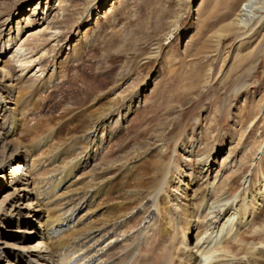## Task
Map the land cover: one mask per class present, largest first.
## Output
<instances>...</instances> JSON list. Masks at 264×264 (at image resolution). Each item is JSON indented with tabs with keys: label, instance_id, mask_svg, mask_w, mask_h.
I'll return each instance as SVG.
<instances>
[{
	"label": "rangeland",
	"instance_id": "1",
	"mask_svg": "<svg viewBox=\"0 0 264 264\" xmlns=\"http://www.w3.org/2000/svg\"><path fill=\"white\" fill-rule=\"evenodd\" d=\"M257 1L0 0L1 264H41L34 253H22L43 239L38 224L47 215L75 213L74 229L62 233L67 246L59 250L67 264H101L105 257L93 258L109 247L111 257L120 256L139 228L137 242L145 243L147 225L157 220L153 209L138 213L147 201L115 225L141 215L127 232L92 230L90 247L102 251L90 258H81L84 248L71 253L76 243L70 239L101 222L102 206L91 214L77 210L91 195L87 187L118 169L116 163L106 170L104 154L132 155L146 125L140 118L161 103L171 108L168 120L182 115L165 137L168 146L158 141L148 147L151 153L159 149L171 170L164 202L171 214L179 206L191 213L198 208L193 221L201 226L181 236L191 247L182 259L203 258L209 241L229 230L223 240L237 258L213 252L197 264H264V244H258L264 233H254L264 223V25L234 26L240 13L264 16L254 10ZM117 104L120 114L107 121L103 134L101 121L89 127V111ZM111 130L116 134L106 142ZM101 137L96 156L85 164L88 150H77L80 138L93 144ZM4 162L21 167V183ZM64 171L70 174L57 182Z\"/></svg>",
	"mask_w": 264,
	"mask_h": 264
},
{
	"label": "bare ground",
	"instance_id": "2",
	"mask_svg": "<svg viewBox=\"0 0 264 264\" xmlns=\"http://www.w3.org/2000/svg\"><path fill=\"white\" fill-rule=\"evenodd\" d=\"M257 3L258 6L254 8V10H257V12L259 13L262 10L264 11V0H261L260 3L257 1ZM241 15L243 14L241 13L238 14L237 19L235 20L234 26L236 27L237 31H239L242 27H245V29H247L249 26L252 25L253 22L256 23V25L257 24L264 25V16H259L258 17L259 20H257L258 18L254 19L253 17H256V15L259 14L256 15L252 14V16L243 17V18L241 17ZM254 20L255 21L257 20V22H255ZM239 23L241 25H239ZM79 57L80 55L77 56V59H80ZM236 89L237 88H234V90ZM161 104L154 106L153 109H150L146 112L145 116L140 118L142 123H146V125L143 126L142 130L139 131L136 135V137L137 136L140 137V140H135L132 143V150H133L132 155L127 157L120 156L119 158L116 157L114 158L110 151L109 153L107 152L106 154H104V161H106L105 164L107 165L106 170L113 169V165H115L116 163H118L117 165L118 169L115 171V173H111L112 175L107 174L108 177H105L102 180L103 182L101 181V184L99 183L100 185H96V184L89 185L86 190L90 191L91 195L85 196V199H83V203L80 205L81 207H79L77 210L79 211L80 208L81 209L84 208L86 214L88 213L91 214V212L96 211L95 208H97L98 206H102L101 208L102 213H100L101 222L94 225H90L91 223H89L87 225L88 227L86 228L88 233L86 235L84 234L79 235L78 240L76 241L74 240L78 236V233L74 231L76 232L77 235L75 237H71L70 240L73 241V243L70 245L72 246L74 245V243H76L75 244L76 246L74 247L71 253H74L75 251L84 248L86 252L83 254L81 258L83 257L90 258V255L92 253L98 254L99 251H102V248H100L98 251H94V249H92L93 247H90L91 240H89L88 234H91L92 230L100 232L101 234L104 232H108L112 230L116 231L120 229L122 233H125L128 231L129 228L135 227L136 224L139 223L138 221L142 219L141 215L153 209V212L151 213H153V215L155 214L157 215L156 216L157 220L153 221L155 223H153L152 226L147 225V227L149 228L147 229L151 231V234L148 235V237L145 239L146 240L145 243L137 242L138 236L141 235L143 232L142 228H139L136 231V233L133 234L131 239L129 238L130 239L128 240L129 246L127 245V247L123 249V252L121 253L120 256L111 257L108 251L112 247H109L106 251H103L101 255L98 256L96 255V257L94 256L95 258H93V262H95L98 259H102L103 256L105 257V261H103L101 264H197V263H201V261L203 263H207L209 261L208 256H210V253L213 252L216 254H221L225 256L229 255L231 257L237 258V256L233 253L234 247L231 244H226V240H223L224 237H228L229 234L231 233L229 230H226L223 236H217L214 241L213 239L209 241L212 250L211 249H210L211 251L207 250L204 253L203 258L199 259L197 257V259H187L185 261H184L185 258L182 259V256L185 252H188L189 255L191 254L190 253L191 247L189 243L185 241V239L184 240L181 239V236L184 235V233H186L187 236H190L191 232L194 231L193 228L197 230L200 229L201 226H195L193 221V218L195 216L197 217L198 208L195 210V213H191L188 211L187 207H184L183 209L180 208L179 206L180 210L178 211L177 208L176 209L177 211L175 212L176 214L175 213L171 214L172 210L169 207H167V205H165L164 202V200L165 201L167 200L166 197H168L167 195L168 188L166 187L169 184L168 182L169 179H166L165 175L167 173H170L171 170L168 169V161H165L163 159V156L161 154L162 152L160 153L159 149L157 151H154L153 153L148 152V147H150L151 143L158 141L159 142L163 141V144L168 146V142L170 143L171 139H167L165 137L167 136V134L171 133L175 128H177V126L180 125L182 121L181 120L182 115L178 116L176 120L175 119L168 120V116L170 115L169 113H171V108L169 106H163ZM127 107H126V111H127ZM120 108H121V104H117L113 106L103 105L102 110L100 112H97L95 110L89 111L86 114V120L89 127L95 121H101L100 132H102L103 134L104 128L108 124L107 121L110 118L112 119L113 115L117 116L118 114H120ZM160 115L165 116L164 119H162V117L159 118ZM12 117L14 120L16 119L15 115H12ZM72 126L76 127L75 124ZM154 127L155 129H153ZM114 131L111 130L107 133L106 142H108V140L116 134V130ZM94 132L96 133V131ZM102 137L97 141L95 140V142L93 141V144H91L88 138H85L83 140L82 138H80L81 142L78 144L77 150L80 151H84L85 149L88 150L87 153L85 151L84 153L85 155L83 156L85 164H88V161L92 160L93 157L96 156V153L93 152V148L97 149L98 145L104 142V140H102ZM1 140L2 139L0 138V142ZM172 140L175 139L172 138ZM82 142H83V147H82ZM5 145L6 144L4 141V143H2L1 148L5 149ZM142 155L144 156L141 157ZM121 160H123L124 162L121 163ZM206 162L207 159H205L203 162L199 164V167H201L198 168L199 172L203 171V167H205ZM4 163H6V165L9 168H11L12 172L14 171V175L17 176V182L20 180L19 182L21 183L23 181L21 177V167L15 166L14 168L9 166L10 165L9 162H4ZM1 164L2 165H0V167L2 166L3 168V162H1ZM124 164L127 165L125 167H122L123 169L120 170L121 169L120 167ZM63 173H65L63 175V180H58L57 182L60 183L64 181L70 174V172L67 173L65 171ZM178 182L181 183V181ZM131 183L132 185L130 186ZM96 199L101 200L97 205L94 204V201ZM144 201H147L145 205L146 206L145 210L143 209L144 211H142L141 209V211L138 212L141 213V215H139L136 219L135 217L129 218L128 221L127 222L125 221L124 224L121 225L120 227L117 228L115 227L118 221L124 220L133 209H136L138 206L144 203ZM231 207L232 206L229 207V210L231 209ZM243 211L245 212V210ZM244 212L243 214H241L242 217H245ZM224 213H226V210L224 211ZM174 215H176L177 217H174ZM33 216L35 218L40 217L37 215V213H34ZM61 217L60 215L53 217H49L47 215L46 220H44V222L42 223L39 222L38 226L39 225L44 226L43 227L44 233L41 237L43 239H41L35 244H32V246L29 249H27L26 252H23L22 253L23 257H27L28 255L34 253L35 258H38L41 264H67L68 256L59 257L61 254V253L59 254V250L67 246L63 240L62 233L74 229V226L76 225L74 219L75 213H70V215L68 217L66 216L65 219ZM81 219L78 220V223L81 222ZM175 219L177 226L173 229L172 226ZM241 223L242 222L239 221L240 225ZM224 224L220 227V230L224 228L225 226ZM229 226L230 225H228L226 229L229 228ZM258 232L264 233V223H260V225L254 227V233H258ZM171 233L173 235L172 237H171ZM199 235L196 236L197 241ZM55 237L56 238L58 237V240ZM53 240L55 241L54 243H52ZM258 244L263 245L264 243L263 241H258ZM254 245L255 244H253V246ZM253 246H251L250 248L251 251L254 250ZM180 248H182L183 253L180 251ZM189 255H187V257ZM131 256L133 257L130 260ZM4 257L8 259L6 254H4Z\"/></svg>",
	"mask_w": 264,
	"mask_h": 264
}]
</instances>
